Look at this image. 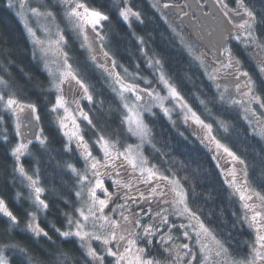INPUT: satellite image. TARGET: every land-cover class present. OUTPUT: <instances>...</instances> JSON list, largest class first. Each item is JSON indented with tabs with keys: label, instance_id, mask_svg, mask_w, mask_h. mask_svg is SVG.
Listing matches in <instances>:
<instances>
[{
	"label": "snow or ice",
	"instance_id": "snow-or-ice-1",
	"mask_svg": "<svg viewBox=\"0 0 264 264\" xmlns=\"http://www.w3.org/2000/svg\"><path fill=\"white\" fill-rule=\"evenodd\" d=\"M5 4L14 10L32 46L31 59L43 66L47 81L45 86L21 69L46 101L28 102L21 99L28 88L7 67L0 68V142L11 158L10 169L2 166L0 181L19 182L28 189L30 210L24 209L21 231L39 246L36 251L20 242L0 244V264H11L5 250L23 254L22 264H264V0H212L207 13L199 3L190 13L189 0H152L151 17L133 7L132 0ZM112 13L126 27L124 36L113 27ZM149 20L166 26L171 39L164 52L154 46ZM185 26L194 42H189ZM112 37L135 41L140 57L134 61L135 71L118 61L120 49L113 51ZM177 48L186 54L189 67L197 69L198 83L189 71L179 81L169 71L165 52ZM97 70L106 78L114 108L109 103L104 109L106 101L91 80ZM188 84L197 90L189 91ZM42 111L62 137L60 150L40 124ZM157 111L173 127L175 115L192 129L235 199L230 225L223 212L214 218L212 210L195 203L196 185L186 161L174 156L170 145L157 147L161 141L145 119ZM113 114L114 128L106 123ZM105 127L111 131H103ZM132 138L136 143L127 142ZM34 144L35 152L30 147ZM60 152H74L82 167L63 163L75 180L72 198L59 197L68 209H58L62 227L49 222L58 244L40 222L51 211L42 197L56 191L47 174L49 186H42L40 157L46 154L51 160ZM156 157L159 163L153 162ZM29 158L30 167L24 163ZM21 198L20 192L13 197L16 202ZM0 218L6 221V234L20 230V219L3 196ZM233 230H246L250 238L241 244ZM71 241L74 247H63Z\"/></svg>",
	"mask_w": 264,
	"mask_h": 264
},
{
	"label": "trees",
	"instance_id": "trees-1",
	"mask_svg": "<svg viewBox=\"0 0 264 264\" xmlns=\"http://www.w3.org/2000/svg\"><path fill=\"white\" fill-rule=\"evenodd\" d=\"M107 0H105V3ZM133 7L142 11L147 17L153 15V10L151 9L149 0H132ZM112 22L115 30L121 35L124 36L127 32L126 27L122 22H120L115 13H112ZM148 23L151 27L148 31L152 32L153 39L155 41L154 46L160 51L164 52V45L171 39L169 33L166 31V26L163 22H155L149 20ZM107 27V26H106ZM135 30L143 34L144 29L141 26L136 24L133 25ZM0 36H3V43L0 44V68L7 67L9 74L12 78L21 86L28 88V91L25 92L21 99L28 102H37L38 104H44L46 101L42 99L41 94H39L36 89L32 88V85L22 75L21 69L23 72H28L35 77L36 81L44 82L46 86L47 76L43 71V66L34 62L31 59V44L24 32L22 25L18 22V19L14 15L13 9H8L5 4V0H0ZM70 43H71V37ZM113 51H116L117 46H119V53L117 59L119 62L123 63L129 70L134 71L135 65L134 61L140 59L136 55L135 41L131 39H125L123 41L117 40L115 37H112ZM73 50L77 48V45L71 43ZM124 48H127V52L123 51ZM182 50L177 48L175 51L165 52L166 57H168V69L173 73L177 80L179 81L180 76L183 72L189 71L193 74V79L198 81L199 73L195 67H189L186 54H181ZM76 56L83 57L82 52H74ZM7 56L8 59L15 61V65L9 66L5 61L4 57ZM141 70L144 69V65H140ZM3 74V72H0ZM142 74H146L142 71ZM105 77L98 70L91 74V80L94 82L96 89L100 92L101 96L105 99L106 103L104 109H108L109 103H112L113 108L115 103L113 101V96L109 92L107 85L105 84ZM185 87L189 91L197 90L193 85L188 84ZM47 96V93L43 94ZM192 101L190 100V103ZM195 107V104L193 105ZM89 106H86V109ZM103 119V117H101ZM7 120L8 118L5 117ZM50 117L44 115L43 111L41 112V121L40 124L43 126L48 133L50 139L53 142L54 147L57 150L61 149L62 137L56 131L54 125L50 123ZM116 116H113L107 120V124L111 125L113 128L116 127ZM146 120L149 124L154 125V131L156 134L157 140L161 143L157 144V147H164L165 144L170 145L173 149V154L176 157H179L181 160H185L188 164V173L192 177L193 184L196 185L195 189V203L200 205L205 209V211L212 210L214 213V218L218 217L221 212L224 214V218L229 221L231 224L233 217L230 213L236 211L235 199L230 196L229 192L225 190L224 186L221 184L220 177L217 175L216 170L213 167L212 161L208 158V154L201 149V146L197 143V139L179 127H173L170 122L161 114H156L154 118L146 117ZM243 126L242 124L240 125ZM103 131L110 132L111 128L105 127ZM181 133L183 135H181ZM124 136L123 130L121 129V136ZM14 140V138H13ZM251 143L256 144V140H252ZM31 147L33 152L36 151L37 146L34 144ZM95 153V149H94ZM54 159H48V156L42 155L41 159V179L43 181L42 186H49V179L46 178V174L51 178V184L55 187V192H47L44 194L43 198L48 200L51 211L47 215V220L44 216L40 217L41 226L45 227L46 230H49V234L53 236L54 240H57V243H61L60 240L51 232L49 222L55 223L57 227H62V216L60 215L58 209L68 210L65 208L64 203L61 202L59 197L63 196L66 199H71L73 195V181L75 177L73 174L65 167L63 163L65 161L75 163L76 166L82 167L80 163L77 162L75 158V153L66 154L60 152L59 155L56 153L52 154ZM151 158V157H150ZM156 163H159V157L153 159ZM60 161V165L56 162ZM24 163L26 166H31V159H25ZM7 165L10 169L11 167V158L7 153V146L0 142V171L3 170L2 166ZM163 168V166H161ZM17 192L21 193V200L16 202L13 197ZM0 196H3L9 204V207L17 214L20 219V230H12L10 234H6L4 229L6 226V221L3 218H0V244L10 243V242H20L21 246H27L33 250L39 251V246L34 244L31 240L30 235L21 231L25 227L26 217L24 216V209L30 210V200L28 199L29 192L26 187L21 183L17 182L15 185H12L8 182L0 181ZM211 196L213 199H208ZM219 227L227 228V225H218ZM232 235L235 240L239 243H243L244 240L249 239V234L246 230H233ZM14 238V239H13ZM40 244L45 247L49 246L45 241H40ZM75 245V241H71L63 245L64 248H72ZM5 255L9 257L11 264H22L23 254L5 250Z\"/></svg>",
	"mask_w": 264,
	"mask_h": 264
},
{
	"label": "flooded vegetation",
	"instance_id": "flooded-vegetation-1",
	"mask_svg": "<svg viewBox=\"0 0 264 264\" xmlns=\"http://www.w3.org/2000/svg\"><path fill=\"white\" fill-rule=\"evenodd\" d=\"M149 1H150V0H149ZM178 2H179V3H183L184 0H178ZM150 3H151V1H150ZM189 3H191V4L193 5V8L188 10L190 13L193 12V11L195 10V5H196V3H199L200 5L203 6V11H204L205 13L211 11V3H212V0H207V3L205 2V0H189ZM170 15H171V17L173 18L172 20L175 21V20H176L175 16L172 15V14H170ZM186 19H187V18H186ZM177 23H178V21H177ZM194 23H195V21H194ZM184 31H185V34H186L187 36L190 37V40H189V41H190V42H194L195 37L191 34V29L188 28L187 26H185ZM130 71H131V70H130ZM134 71H135V70H134ZM146 74H147V73H146ZM186 133H187V132H186ZM187 134H189V133H187ZM189 135H190V134H189ZM150 159H151V158H150ZM153 162L156 163L154 160H153Z\"/></svg>",
	"mask_w": 264,
	"mask_h": 264
},
{
	"label": "rangeland",
	"instance_id": "rangeland-1",
	"mask_svg": "<svg viewBox=\"0 0 264 264\" xmlns=\"http://www.w3.org/2000/svg\"><path fill=\"white\" fill-rule=\"evenodd\" d=\"M150 1L152 2V0H150ZM169 15H170V14H169ZM170 19H171V20L173 19V18L171 17V15H170ZM189 42H190V41H189ZM86 106H87V104H85V108H86ZM88 106H89V105H88ZM86 110H87V109H86ZM154 111H156V110L154 109ZM159 113H160V112L157 111V115H159ZM146 117H148L147 114L145 115V119H146ZM173 119L176 120V125H175L176 127H179V128H181V129H183L184 132H187V133H189L191 136H193V137L196 138V136H195L194 134H192V129L189 128L188 126L182 124L177 116L174 115V116H173ZM82 126H83V124H82ZM121 138H124V136L122 135ZM127 142H128V143H136V140H135V138H132V139H128ZM94 154H95V153H94ZM145 154H146V155L149 154V150H148L147 147H146V149H145ZM42 198H43V197H42ZM94 246H95V245H94Z\"/></svg>",
	"mask_w": 264,
	"mask_h": 264
}]
</instances>
